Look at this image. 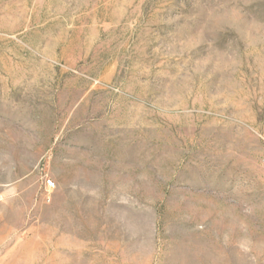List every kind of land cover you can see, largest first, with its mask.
<instances>
[{
	"label": "rangeland",
	"instance_id": "374dc122",
	"mask_svg": "<svg viewBox=\"0 0 264 264\" xmlns=\"http://www.w3.org/2000/svg\"><path fill=\"white\" fill-rule=\"evenodd\" d=\"M0 264H264V0H0Z\"/></svg>",
	"mask_w": 264,
	"mask_h": 264
}]
</instances>
